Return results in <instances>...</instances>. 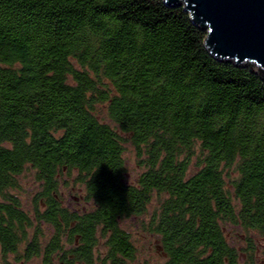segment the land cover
Wrapping results in <instances>:
<instances>
[{"label":"trees","instance_id":"16d2710c","mask_svg":"<svg viewBox=\"0 0 264 264\" xmlns=\"http://www.w3.org/2000/svg\"><path fill=\"white\" fill-rule=\"evenodd\" d=\"M205 38L164 0H0L3 260L94 264L99 235L100 264H134L120 222L153 196L162 264H240L227 227L264 240V78ZM127 144L143 169L133 181ZM25 171L40 186L34 216L12 194ZM64 175L88 209L61 206ZM245 245L247 264H264V241L259 261Z\"/></svg>","mask_w":264,"mask_h":264},{"label":"rangeland","instance_id":"374dc122","mask_svg":"<svg viewBox=\"0 0 264 264\" xmlns=\"http://www.w3.org/2000/svg\"><path fill=\"white\" fill-rule=\"evenodd\" d=\"M198 154V152L196 153ZM124 160L127 164L128 179L135 180L136 176L142 172V167L138 164V160L134 154L133 148L127 144L124 153ZM197 158L192 157L189 166V172L192 173L196 170ZM234 174L230 175L233 177ZM69 181L64 185L63 181ZM18 187L12 191L13 195L18 196L20 203L24 209L34 216V202L33 199L37 193L40 192V186L37 184L33 178V173L30 171H25L22 175L17 178ZM227 181V180H226ZM81 186L79 184L73 183L71 177L63 176L59 181V186L57 189V194L59 195V201L63 208L69 211H80L81 209H88L89 205L85 201L79 199ZM158 197L153 196L151 203L147 207V212L139 217H131L124 219L120 222V226L125 230L129 236L131 243L135 249V261L134 264H162L163 257L158 254L154 248L157 238L149 232L147 224L151 214L158 207ZM41 209V208H40ZM39 209V210H40ZM147 228V229H146ZM41 230L43 237L41 236V243L45 244L48 237L51 234V229L48 226L42 225ZM233 230V229H232ZM32 233V231H30ZM240 231H231L229 227L226 229V236L230 243H232L235 248L239 251L240 264H247L245 257L247 259V254H245V239L248 237L251 242L256 244L257 252L256 257H251L256 261L262 260V255L260 251V245H262V239L258 238L253 233L239 234ZM67 248V246H65ZM22 249V248H21ZM17 256L8 255L4 260L0 257V264H40V258H33L29 261L16 260ZM103 258V240L98 235V245L97 249L94 251V264H100L99 259ZM253 260V261H254ZM54 264H59L58 260H54Z\"/></svg>","mask_w":264,"mask_h":264},{"label":"water","instance_id":"95a60500","mask_svg":"<svg viewBox=\"0 0 264 264\" xmlns=\"http://www.w3.org/2000/svg\"><path fill=\"white\" fill-rule=\"evenodd\" d=\"M183 6L206 32L205 46L223 59L250 68L264 78V0H164Z\"/></svg>","mask_w":264,"mask_h":264},{"label":"flooded vegetation","instance_id":"af4514ba","mask_svg":"<svg viewBox=\"0 0 264 264\" xmlns=\"http://www.w3.org/2000/svg\"><path fill=\"white\" fill-rule=\"evenodd\" d=\"M73 245H74V246L77 245V239H75ZM72 259H73L72 256L69 254V261H71ZM60 264H65V261H63V263H60Z\"/></svg>","mask_w":264,"mask_h":264}]
</instances>
